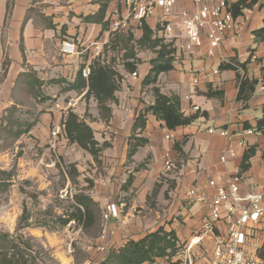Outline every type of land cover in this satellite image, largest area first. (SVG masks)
<instances>
[{
    "label": "crops",
    "instance_id": "obj_1",
    "mask_svg": "<svg viewBox=\"0 0 264 264\" xmlns=\"http://www.w3.org/2000/svg\"><path fill=\"white\" fill-rule=\"evenodd\" d=\"M104 5L102 21L85 19L97 15ZM128 9L127 0H0V84L7 86L6 97H0L7 101L0 116L7 115L15 105L13 94L22 74L35 72L43 82L42 93L46 98L34 99L37 120L25 139L26 144L33 142L44 148V154L35 159L26 155L19 157L21 175L18 178L36 182L44 191L51 182L40 165L53 161L48 162L46 158L50 152L65 154L75 164L79 172L77 181L81 184L73 190L72 198L84 192L99 204L102 214L110 203L120 209L119 216L107 222L105 239L100 238L103 227L93 236L85 234L81 227L74 232L69 226L63 233L28 227L29 234L44 240L57 264H76L74 256L68 253L76 235L86 255L81 264L101 263L106 253L100 252L99 244H106L108 250L118 249L161 227L174 230L179 243H186L201 231L209 202L215 195L209 181L219 174H235L245 152L251 148H255V153L250 158L249 169L242 173L240 193L245 196L264 188V134L255 131L264 107L261 88L264 85V40L255 36L264 26V0L253 8L244 9L243 15L237 17L240 30L227 36L214 57L207 55L206 47L186 50L188 41L180 14L185 9L194 11L193 3L180 1L168 15L158 8L154 15L145 19L155 37L163 38V24L169 23L174 28L166 37L176 47L174 68L160 74L156 86L163 94L176 98L186 116L198 117L190 125L169 129L163 120L148 114L144 129L136 132L138 138L148 142L132 156H129L130 137L135 119L143 108L156 101L154 85L145 86L143 82L157 53L136 49L140 59L135 71L137 76L125 69V50L116 54L117 67L123 77L109 123L101 119L94 98L86 97L88 88L82 91L66 89L76 81L83 65V71L89 68L91 60L97 56L95 46L100 44L104 50L110 43L115 36L112 21L127 16ZM140 25V21L131 18L126 30H131L139 39L143 34ZM67 41L75 43V52L63 51ZM252 53L259 56L260 63L250 60ZM232 61L247 63V75L260 80L246 103L237 100L239 73L220 68L221 64ZM215 70L219 72L214 74ZM195 105L200 107L198 111L193 109ZM69 110L93 128L100 146L106 144L98 160L78 144L71 143L64 133L52 136V128L62 123ZM211 129L215 132L211 133ZM222 129L233 135L237 150V156L227 163L220 161L222 151L229 144V139L220 134ZM250 129L255 133L247 134ZM240 139L245 142L243 146L238 143ZM167 159L172 164L170 170L165 166ZM191 189L196 190L195 196L189 195ZM250 238L247 251L257 255L264 244V222ZM177 258L172 261L159 259L157 264H172ZM211 259L212 244L206 240L198 252L197 264H210Z\"/></svg>",
    "mask_w": 264,
    "mask_h": 264
},
{
    "label": "trees",
    "instance_id": "obj_2",
    "mask_svg": "<svg viewBox=\"0 0 264 264\" xmlns=\"http://www.w3.org/2000/svg\"><path fill=\"white\" fill-rule=\"evenodd\" d=\"M260 2L261 0H240L233 6L234 16L237 18L243 15L244 9L253 8ZM105 10L106 5L101 8L97 15L89 16L85 19L87 21H102ZM140 24L143 34L139 39L134 37L131 30L115 33V36L101 54L91 60L89 75L87 77L84 76L83 65L76 81L66 88L67 90L75 89L80 91L88 88L86 97L94 98L97 102L101 119L109 123L112 118V104L116 101V93L120 88L123 77L117 67L116 54H120L121 50H125L123 55V59L127 60L125 69L135 72L140 61L137 57L136 49H150L157 53L156 58L151 60V68L143 82L145 86L154 85L153 92L156 101L153 105L143 108L135 119L133 134L130 137L129 156H132L140 146L148 142L147 139L136 136L138 129H144L148 114L151 113L163 120L169 129L190 125L198 117L197 115L186 116L181 111L180 103L176 98L163 94L156 86L160 74L171 71L174 68L176 47L172 41H166L158 36L155 37L154 31L146 24L145 20H142ZM255 36L259 40H264V26L255 32ZM258 63H260V59H258ZM237 66H241L245 71L243 77L240 73L238 74L240 85L237 100L246 103L256 91L260 80L247 75V63L241 64L237 61H232L221 64L220 68L237 71ZM20 78L18 87L13 94L15 105L8 110L7 115L3 116L0 124V140L6 139L8 141L12 139L11 143H15V140H18L24 133H28L35 124V122H29L27 127H22V124L15 119V114L23 107L24 100L27 97L33 100H38V97L42 100L46 99L43 98L42 93L43 82L37 77L35 72L22 74ZM262 82L264 83V68L262 69ZM15 127H17L16 130ZM247 127H249L248 124ZM61 130L71 143L78 144L96 160H98L103 147L106 146V144L104 146L99 145L95 139L93 128L73 110H69L64 117L61 123ZM255 131L264 134V107L262 117L257 120ZM176 148L178 149L179 146L176 145ZM254 153L255 148L245 152L239 169L240 174L249 169L250 158ZM73 173L78 176V170H73ZM3 175L14 177L16 173L0 170V179ZM72 200L73 210L71 212L67 211L58 216L54 215L55 218L51 219L47 218V216H52L53 210H49L44 213L45 220H38V226L51 231L54 230L53 226H51L53 223L64 227L74 220L77 227H81L85 234L92 231L94 235L99 234L102 231L103 218L99 204L84 192L75 194ZM30 220L31 215L25 208L15 234L0 232V264H42V253L35 244L38 239L23 233L26 228L33 226ZM184 244L179 243L178 236L174 230L168 231L161 227L139 240L129 241L123 247L110 249L100 264H157L159 259L172 261L181 254ZM38 246L44 249V245L41 242H39ZM46 255L57 263L50 253ZM257 255L264 260V244L258 249Z\"/></svg>",
    "mask_w": 264,
    "mask_h": 264
},
{
    "label": "built area",
    "instance_id": "obj_3",
    "mask_svg": "<svg viewBox=\"0 0 264 264\" xmlns=\"http://www.w3.org/2000/svg\"><path fill=\"white\" fill-rule=\"evenodd\" d=\"M191 2L196 6L194 11L185 9L180 14L182 27L187 39L186 50L206 47L209 57H214L221 49L223 41L230 34H235L240 30L239 22L233 13V6L240 0H127L129 4L128 15L112 21V33L126 30L130 27L131 18L138 21L147 19L155 14L158 8L165 14H170L178 2ZM174 32L171 24H163V38ZM76 50L74 42H64L63 51L73 53ZM96 55H100L103 46H95ZM259 56L252 53L250 60L258 62ZM215 70L213 73L217 74ZM237 72L244 76V69L237 66ZM90 69L83 71L84 76H88ZM133 76H137L134 72ZM197 82V81H195ZM264 90V85L261 86ZM195 111L199 106L193 107ZM61 123L52 128V136L58 137L61 134ZM211 133L215 130L211 129ZM254 130H247V134H254ZM222 136L229 139L228 146L222 151L220 161L227 163L229 159L237 156L234 147V137L227 130L220 131ZM240 145H244L243 139L238 140ZM167 170L172 167L171 161H165ZM242 174L239 170L232 175L224 176L219 174L209 181V185L215 189V195L209 202L208 213L206 214L202 229L184 244V248L178 258L172 264H197L198 253L195 252L197 246H203L204 242L210 241L212 244V259L210 264H264V260L257 255L247 251L252 232L264 222V188L255 190L243 196L240 193V181ZM190 196L196 195V190L189 191ZM245 203H247L245 205ZM120 214L119 207L110 203L103 211V232L100 238H106L107 222ZM76 225L73 220L68 225ZM98 249L107 253L106 244H99ZM72 252V247L68 248Z\"/></svg>",
    "mask_w": 264,
    "mask_h": 264
},
{
    "label": "rangeland",
    "instance_id": "obj_4",
    "mask_svg": "<svg viewBox=\"0 0 264 264\" xmlns=\"http://www.w3.org/2000/svg\"><path fill=\"white\" fill-rule=\"evenodd\" d=\"M1 78L0 76V80ZM6 89L7 86L0 84L1 98L6 97ZM6 103V99L0 100V111ZM23 103V107L16 112L15 119L22 124V127H27L29 122H35L37 120L38 109L36 102L31 98L27 97ZM2 118L0 116V122ZM28 137L29 133H25L18 140L16 139L15 143H11L12 139L8 141L6 139L0 140V170L16 173L14 177L3 175L0 179V232L3 233L15 234L17 226L20 223V217L25 208L31 215L30 222L33 224L32 227H41L38 226V220H45L44 213L49 210H53L52 216H47V218L51 219L64 212H71L73 210L72 192L81 187V184L77 181L78 176L73 173V170H77L75 164L70 161L68 155L54 152H50L46 156L48 162L49 160L53 161L50 163L46 161V163H42L39 167L42 172L47 174V179L51 182L47 189L41 191L38 183L29 180H20L18 178L21 175L19 157L24 158L26 155L27 158L35 159L44 154V148L38 147L37 144L34 145L33 142L26 144L27 141L25 139ZM47 194H51V196L49 197ZM51 226H53L54 230H49V232L54 233H63L69 227V225L62 227L54 223ZM26 229L23 231L24 234L38 239L35 241V244L42 253V264H57L46 255L47 253L51 255L52 252L49 247L45 246V243H43L44 240L29 234ZM70 229H73L74 232L80 230L74 224ZM87 234L88 236H93L94 232H88ZM39 242L44 245V249L38 246ZM70 247H72V252L70 253L68 251V253L74 256L76 264H81L86 255L77 235L74 236L72 243L69 245ZM200 249L201 246H197L195 252L198 253ZM90 264H93V262L91 261Z\"/></svg>",
    "mask_w": 264,
    "mask_h": 264
}]
</instances>
